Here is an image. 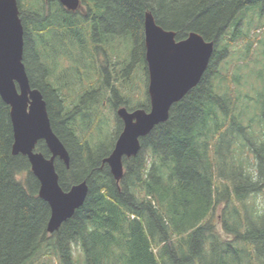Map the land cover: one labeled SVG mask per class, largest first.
Returning <instances> with one entry per match:
<instances>
[{
  "label": "trees",
  "instance_id": "trees-1",
  "mask_svg": "<svg viewBox=\"0 0 264 264\" xmlns=\"http://www.w3.org/2000/svg\"><path fill=\"white\" fill-rule=\"evenodd\" d=\"M16 1L30 87L42 94L52 130L69 155L68 167L55 161L59 185L67 191L85 181L88 194L70 219L47 234L49 207L38 197L26 157L11 153L9 107L0 99V264H47L45 257L77 264L76 246L83 264H264V110L256 123L250 120L255 129L244 125L229 90L233 75L221 66L242 36L241 16L255 10L262 16L264 0H81L74 12L57 1L29 0L28 10ZM146 12L175 32L176 40L195 32L213 42V54L168 120L140 139L135 157L123 158L124 173L116 182L103 160L121 121L116 116L109 144L92 143L89 122L82 130L76 121L91 120L94 90L76 96L72 108L66 91L88 82L85 71L96 60L104 84L126 78L138 65L147 87ZM115 44L127 50L124 70L111 67L110 56L118 57ZM116 91L109 99L114 112L148 111L146 90L144 101L131 108ZM36 151L49 156L42 141Z\"/></svg>",
  "mask_w": 264,
  "mask_h": 264
},
{
  "label": "water",
  "instance_id": "water-1",
  "mask_svg": "<svg viewBox=\"0 0 264 264\" xmlns=\"http://www.w3.org/2000/svg\"><path fill=\"white\" fill-rule=\"evenodd\" d=\"M48 1H57L70 12L81 6L80 0ZM143 34L149 109L116 110L122 129L103 160L116 182L124 173L123 158L135 157L140 139L168 120L172 105L198 84L213 54V42L205 41L195 32L176 40L175 32L159 26L150 12L144 15ZM22 59L23 27L17 1L0 0V99L9 107L11 153L26 157L39 183L38 197L50 211L46 232L51 235L83 205L88 186L82 181L67 191L60 187L55 161L68 167L69 155L52 130L42 94L30 87ZM39 141L45 144L48 157L36 151Z\"/></svg>",
  "mask_w": 264,
  "mask_h": 264
},
{
  "label": "rangeland",
  "instance_id": "rangeland-1",
  "mask_svg": "<svg viewBox=\"0 0 264 264\" xmlns=\"http://www.w3.org/2000/svg\"><path fill=\"white\" fill-rule=\"evenodd\" d=\"M30 1L35 3L37 0ZM27 2L29 0H21L25 10H28ZM240 25L242 36L229 48V54L221 66L224 70L228 69L229 73L233 75L234 85L229 86V90L232 91V94L234 91L238 112L242 113L244 125L251 124L255 129L254 127L257 125L253 122L256 121L258 112L264 110V14L258 15L256 10L245 11L241 16ZM115 51L118 57L110 56L111 67L116 64L117 71L124 70L126 64L123 58L126 57L127 50H124L123 45L115 44ZM120 51L122 55H120ZM56 60L58 61L59 57ZM101 60H104L103 56H101ZM100 68L101 62L94 61L88 65V69L85 71L86 77L89 79L88 82H83L82 85L76 82L73 88H67L66 106L72 108L76 103V96L79 97L84 90L92 88L94 92L90 99L94 101L90 104L92 111L89 109L91 120L88 116H84L80 120L77 118L76 122H78L80 129L87 128L88 125L90 128L92 127L93 137L90 138L92 143L98 141L97 143L109 144L116 129V111L114 112L109 105V99L112 97L111 89L114 87L118 97L123 101L126 97L129 98L128 106L131 108L144 101V93L147 87L145 86L144 74L138 65L132 67L126 78L123 79L118 76V82L115 83L112 78H109L107 84H104V75L101 74ZM233 95L231 96L233 97ZM251 119L253 122H250ZM95 120L99 121L98 126L94 127L93 124L91 126L90 122ZM87 122H89L88 125L85 124ZM76 132L78 133L77 128ZM244 133L246 136H252L249 131ZM115 137L116 134L113 137L114 140ZM104 139H106L105 142ZM73 255L77 264H83V254L79 247H73ZM43 261L47 264H58L54 258L48 261L45 257Z\"/></svg>",
  "mask_w": 264,
  "mask_h": 264
},
{
  "label": "flooded vegetation",
  "instance_id": "flooded-vegetation-1",
  "mask_svg": "<svg viewBox=\"0 0 264 264\" xmlns=\"http://www.w3.org/2000/svg\"><path fill=\"white\" fill-rule=\"evenodd\" d=\"M81 1V0H80ZM81 7V6H80Z\"/></svg>",
  "mask_w": 264,
  "mask_h": 264
}]
</instances>
